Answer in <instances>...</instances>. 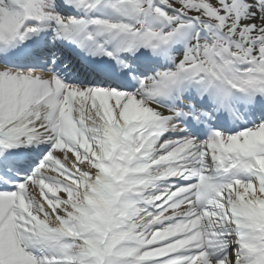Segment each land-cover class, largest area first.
<instances>
[{
  "label": "snow or ice",
  "instance_id": "6c2138e0",
  "mask_svg": "<svg viewBox=\"0 0 264 264\" xmlns=\"http://www.w3.org/2000/svg\"><path fill=\"white\" fill-rule=\"evenodd\" d=\"M0 264H264V0H0Z\"/></svg>",
  "mask_w": 264,
  "mask_h": 264
}]
</instances>
